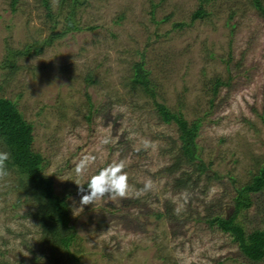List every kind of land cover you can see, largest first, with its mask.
Instances as JSON below:
<instances>
[{
    "label": "rangeland",
    "instance_id": "obj_1",
    "mask_svg": "<svg viewBox=\"0 0 264 264\" xmlns=\"http://www.w3.org/2000/svg\"><path fill=\"white\" fill-rule=\"evenodd\" d=\"M259 1L81 0V31L46 42L54 24L62 30L73 0L51 7L55 18L44 0H0V97L31 123L32 148L43 155L54 192L66 197V234L73 233L68 244L44 238L33 197L8 166L0 181V264H264L206 219L231 212L237 187L264 164ZM201 4L204 12L193 18ZM29 45L30 53L21 54ZM140 60L157 102L200 119L198 151L207 168L187 187L164 169L181 141L176 123L164 121L154 99L134 84ZM217 77L226 83L213 93ZM145 139L153 147L144 150ZM0 150L8 151L1 138ZM85 157L91 162L78 177L75 166ZM114 161L125 165L127 198L81 208L74 180L85 184ZM251 197L238 216L247 232L264 227V190Z\"/></svg>",
    "mask_w": 264,
    "mask_h": 264
},
{
    "label": "trees",
    "instance_id": "obj_2",
    "mask_svg": "<svg viewBox=\"0 0 264 264\" xmlns=\"http://www.w3.org/2000/svg\"><path fill=\"white\" fill-rule=\"evenodd\" d=\"M15 1L13 0V4ZM80 1L73 0L69 10L62 16L64 22L62 30H54V24L52 34L46 39V42H52L57 37L62 38L68 33L81 31L83 26L76 19L77 3L79 4ZM44 3L47 6L49 17L55 18L51 12L49 1L44 0ZM256 3L260 5L259 0H256ZM260 9L264 12L263 8L260 7ZM204 10L205 7L201 4L194 10L193 18L201 15ZM30 47L32 46L26 47L21 51V54H29ZM40 50L41 47H37L33 52L39 53ZM134 70V84L140 86L144 92L154 99L157 111L164 121L176 123L181 144L174 155V161L170 162L164 169L172 174H178L175 178L176 186L187 187L193 181V178L200 177L207 168L198 151L197 131L200 119L189 121L183 113L173 111L164 102L156 101L152 82L143 60L134 64ZM225 83L220 77L215 78L212 86L213 93H216L218 87ZM32 131L31 123L22 117L14 102L9 98L0 97V138L11 154L7 166L13 168L20 175V181L24 184L26 195L33 197L35 206L33 216L39 221L44 238L53 242L68 244V241L73 237V233L66 234V230L70 228V211L67 207L66 197L58 196L54 192L52 177L43 174L42 162L44 157L32 148L34 141ZM184 164L192 165L195 169L192 172L183 170ZM198 171V177H196L195 173ZM84 185L87 186V182ZM263 190L264 164L253 175L250 182L237 187L231 212L227 214L218 212L214 215L209 213L206 216L211 226H216L224 233L230 234L232 241L239 246L241 252L248 259L255 262L264 260V227L247 232L238 216L243 209L252 205L251 193H258Z\"/></svg>",
    "mask_w": 264,
    "mask_h": 264
},
{
    "label": "clouds",
    "instance_id": "obj_3",
    "mask_svg": "<svg viewBox=\"0 0 264 264\" xmlns=\"http://www.w3.org/2000/svg\"><path fill=\"white\" fill-rule=\"evenodd\" d=\"M51 7L53 10L58 8L59 0H51ZM102 142L107 144L110 142V139L106 136ZM142 146L144 150L153 147L152 142L147 139L142 142ZM140 150V148L136 149V151ZM10 155L11 154L8 151L0 150V181L4 180L9 175L7 162L10 159ZM90 162V158L85 157L76 164L75 173L78 177L84 174L85 169ZM124 167L125 165L123 161H114L106 167L99 169L96 174L88 179L87 191L84 184H81L79 179L74 180L78 185V193L82 194L79 201L80 207L83 208L85 205H93L105 197H108L111 200L127 198L129 184L128 175L124 171ZM151 187L152 185L150 181L145 184V190H149ZM174 211L179 214L180 208L177 207Z\"/></svg>",
    "mask_w": 264,
    "mask_h": 264
}]
</instances>
